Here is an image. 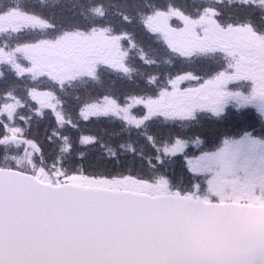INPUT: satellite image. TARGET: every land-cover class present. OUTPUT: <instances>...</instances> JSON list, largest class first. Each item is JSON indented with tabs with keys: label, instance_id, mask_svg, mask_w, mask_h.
I'll return each instance as SVG.
<instances>
[{
	"label": "snow or ice",
	"instance_id": "obj_1",
	"mask_svg": "<svg viewBox=\"0 0 264 264\" xmlns=\"http://www.w3.org/2000/svg\"><path fill=\"white\" fill-rule=\"evenodd\" d=\"M193 2L144 0L139 10L132 0L135 15L118 13L117 28L103 22L102 3L90 9L95 22L58 26L33 0H0V80L10 73L32 82L24 96L18 84H0V264H264V0H228L242 7L227 16L224 0L190 10ZM161 55L169 66L194 67L162 78ZM137 73L143 85L126 87ZM77 82L94 87L75 96L73 119L67 96ZM230 111L236 119L225 125ZM202 113L213 123L200 122L195 139L157 143L145 134L150 172H97L85 152L68 159L71 137L57 130L110 119L143 129ZM47 117L50 134L42 137L39 124L30 131ZM57 139L60 154L51 147ZM98 142L78 137L84 149Z\"/></svg>",
	"mask_w": 264,
	"mask_h": 264
},
{
	"label": "trees",
	"instance_id": "obj_2",
	"mask_svg": "<svg viewBox=\"0 0 264 264\" xmlns=\"http://www.w3.org/2000/svg\"><path fill=\"white\" fill-rule=\"evenodd\" d=\"M15 2L23 7L25 6V0H15ZM157 0H148V3H154ZM173 2H177V0H173ZM102 3L107 10V16L103 21L106 24L113 25L119 28L120 25V16L118 13L120 12H130L135 15L137 8L132 6V0H33L32 7L35 11L43 14L48 17L49 20L53 23H56L58 26H62L64 20L66 18H72L73 20L79 21L81 23H90L95 22V17L91 13L90 9L97 4ZM199 1L195 0L190 5V10L196 7H199ZM221 10L224 12L225 16L230 12L238 11L242 6L237 4L229 5L228 2H224L222 5H219ZM145 4L144 0H140L139 10H144ZM259 15V12H257ZM41 33H35L33 35L34 39H39ZM161 64L158 71L161 73L163 78V74L167 72L175 73L185 68L194 67L190 64H181L180 62H176L175 66H169L164 62V58L161 55L159 57ZM133 63H138L135 59H133ZM106 81H110L111 79H117L116 77L105 76ZM41 86H47V81H40ZM121 83H125L123 81L118 80V85ZM0 84H3L5 88H7L10 84H18L19 87L15 89V93L18 96H24V89L29 87L31 81H15L10 73L6 74V76L0 80ZM139 85H143V77L137 73L135 74L134 81L130 83H126V87L135 88ZM94 85L91 83H83L77 82L71 88L68 89L69 95L67 96L68 111L72 114L73 119L75 117L74 106L77 101L74 99L77 94H83L86 90L93 88ZM249 111V110H248ZM254 110L250 109V118L255 120V123H259V119L253 118L251 114ZM21 114L25 117L29 116V110L27 108L21 110ZM237 114L234 112L229 113V117L226 118L225 125H230L235 119ZM208 117L206 114H200L198 121H190L183 123H167L164 121H157L146 128L143 129H135V128H127L124 123L120 120L110 119V120H101V121H93L89 124H81L79 130H75L72 128H65L63 130L57 129L60 131L61 136L68 135L71 137V142L74 145L72 155L68 157V159L75 160L78 157L80 152H85L86 159L89 157L98 161L99 167L96 169L97 172H103L105 170L111 168H120L127 170L131 165L133 170H144L145 172H150L151 170L143 167L147 157L154 155L153 149L150 147L146 135H152L156 137L157 143H163L165 140L171 139L174 135H184L189 137L190 139H195V135L199 128L200 122H204L207 126H211L213 122L207 121ZM32 129L30 131H34L37 128V124H39V131L42 137L50 134L51 130L55 127V124L52 122L51 117H47L42 121H37L33 119L31 121ZM243 127V125H241ZM81 133H91L97 137H99V142L91 146L87 149L81 148L78 145V137ZM63 142L59 139L56 140V143L52 145L53 153H59V147ZM131 144L135 148V153L128 150L127 145ZM103 145V147L101 146ZM121 145H125V147H121ZM108 149L115 150L117 153L116 160L120 162L119 165L113 162H109L108 160ZM12 153L17 154V150L13 146H9V155ZM142 154V155H141ZM4 161H0L3 163ZM178 166V162H177ZM169 168L172 167V164L168 165ZM177 184L181 186H186L183 182L180 181L179 177H177Z\"/></svg>",
	"mask_w": 264,
	"mask_h": 264
},
{
	"label": "rangeland",
	"instance_id": "obj_3",
	"mask_svg": "<svg viewBox=\"0 0 264 264\" xmlns=\"http://www.w3.org/2000/svg\"><path fill=\"white\" fill-rule=\"evenodd\" d=\"M198 1H199V0H198ZM224 2H228V0H224ZM228 3H229V2H228ZM229 5H232V4H229ZM35 33H38V32L30 33V34H29L30 38L34 39V38H33V35H34ZM5 39L8 41L9 44H14V43L17 41L18 38H17L16 36L12 35V34H9V36H8V37H5ZM193 66H194V65H193ZM31 83H32V82H31ZM29 86H31V84H30ZM252 110H254V109H252ZM247 111H248V110H247ZM253 114H256L255 110H254ZM255 116H256V115H255ZM12 155H15V153H12Z\"/></svg>",
	"mask_w": 264,
	"mask_h": 264
}]
</instances>
